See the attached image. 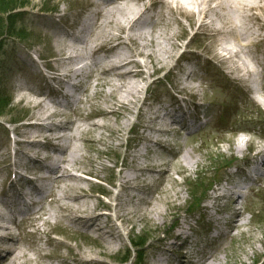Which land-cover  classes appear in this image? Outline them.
Masks as SVG:
<instances>
[{"label":"rangeland","instance_id":"374dc122","mask_svg":"<svg viewBox=\"0 0 264 264\" xmlns=\"http://www.w3.org/2000/svg\"><path fill=\"white\" fill-rule=\"evenodd\" d=\"M124 1L131 7L130 13L104 15L105 8L102 11L99 6H91L90 0H0V92L5 95L1 98L6 99V104L0 108V120L5 123H0L2 169L10 167V154H14L19 147L35 158L26 144L11 146L9 138L13 132L20 134L25 130V122L37 120V112L43 109L42 103L51 106L55 102V97L50 95V87L51 84H58V81L55 83L53 79L47 78L45 74L48 73L39 62H33V56L55 59L67 51L69 43L76 44L75 35L71 34L73 32L88 38L86 43H78L83 46L87 56L92 55L90 50L95 49L97 43L103 42L101 54L93 58L97 65L96 79L88 87L85 85L84 100L80 102L78 110L62 111V107L54 106L62 112L59 124L75 122L77 130L72 133L88 128L89 123L93 126L87 134L77 135L71 140L72 156L63 161L54 174L56 181L53 188L56 195L53 201L42 207L40 215L34 214L23 228L24 224L10 231L9 236L18 240V249L0 263L117 264L114 256L130 249L129 252L134 255H131L127 264H155L159 254L169 256L164 247L170 243L167 239L163 241L162 234H168L173 224L180 220L185 224L183 228L189 224L192 226L189 234L200 249L196 256L197 264L215 253L217 260H214V264H255L256 261L261 264L264 260V188L240 205L239 218V210L230 216L229 208L215 211L202 206L198 200L205 194L201 201L204 200L210 190H215L217 186L223 187L227 180L231 181L235 171L241 172L248 161L247 153L255 155L264 147V28L253 20L247 24L249 33L254 29L260 35L236 37L234 25L241 26V22L246 20L242 11L237 10L236 0L227 1V7L221 10L228 18L217 19L209 30H201L198 35H195L196 28H192V13L197 12L194 5L198 4L191 5V0L184 1V5H178L177 9L176 0H163L166 2L164 4L160 3L162 0H120L122 3ZM9 2L10 5L6 6ZM150 2L159 3L156 11L150 15V20L156 22L149 25L139 23L131 29V32L144 31L147 34V37L137 42L126 34L121 23L126 24L133 11ZM85 11L95 12L97 21L88 29L80 30L78 24ZM2 12L8 14L3 15ZM115 21L119 23L114 24ZM241 30L242 27L237 31ZM88 32L91 34L88 35ZM212 33H218L219 36L209 37ZM112 37L121 38L122 41L114 47L113 57L130 56L133 54L131 50L138 49L140 45L137 51L143 55L139 57L133 52L134 58L147 69L143 78L111 80L114 71H107L109 65L103 63V55L110 50L106 40ZM58 38L66 43L56 42ZM184 51H196L202 55L186 53L184 57L188 62L182 68L181 61L184 59L180 55ZM148 55L154 59V67H150L152 59ZM85 59H78L76 64ZM157 76L162 77L163 81L151 87ZM128 81L131 82L125 86ZM178 92L191 100L203 99L213 104L218 109V116L204 130L190 135L185 133L183 137L179 134V124L171 127L174 137L170 133L169 138L161 137V143L166 144L158 145V149L152 153L164 157L166 164L163 167L152 154L138 158L139 162L149 163L154 170L170 168V177L156 172L149 179L150 175L143 172L144 175L138 176L137 182H134L140 191L123 187L118 194L121 188L120 175L123 178L121 173L127 172L130 160L134 159L131 156L133 148L141 143V128L147 131L146 134L150 132L148 115L153 109L169 108ZM246 105L250 107L246 108ZM102 108L108 113L100 118L97 111ZM86 117L89 118L87 123L83 121ZM50 127L56 129L59 126ZM204 132L208 136H203ZM65 133L70 135L71 130ZM47 135L54 136V133L50 131ZM88 136L90 143L85 142ZM61 145L63 142L58 144L56 153L50 149L40 150L60 157ZM235 146L243 150L237 151ZM189 153L197 161L190 167L195 170L191 173L183 165ZM22 162H26L24 158ZM133 173L138 172L135 170ZM69 175L73 178L71 182L68 181ZM6 180L7 176H0L2 199L7 193ZM43 182L47 184L45 180L39 184ZM69 183L83 189L70 192L66 187ZM84 194V197L79 196ZM115 200H118L119 205L111 207V202ZM65 203H70L73 211L78 208L83 210L78 213L86 219L65 217L66 213L69 214L65 210ZM120 206L128 211L123 222L118 218L117 209ZM2 207L5 204L0 199L1 214ZM219 216L221 220H218ZM58 217L65 218L61 221L57 220ZM210 218L217 221L212 224L215 228L223 227L219 224L227 225V230L232 228V236L219 240L209 237L212 226L208 228L205 224ZM235 218L239 219V226L233 228ZM0 221L5 222L1 215ZM99 225L103 231L98 233L95 230ZM79 230H86L93 236ZM115 236L114 246L113 242L107 244L103 240L105 237L111 241ZM145 238H149V243L144 247L139 250L131 248V239ZM6 245L0 243L1 251ZM89 250L90 253H87ZM13 254L19 256L14 259ZM82 259H85V263Z\"/></svg>","mask_w":264,"mask_h":264},{"label":"bare ground","instance_id":"6f19581e","mask_svg":"<svg viewBox=\"0 0 264 264\" xmlns=\"http://www.w3.org/2000/svg\"><path fill=\"white\" fill-rule=\"evenodd\" d=\"M184 1L186 0H176L175 3L177 4L176 9L178 7V5L183 4L184 5ZM229 0H191L190 4L194 5V4H198V5H194V9L197 12H193L192 13V17H193V21H192V28H196V34L199 33L201 30H209L211 24L215 23L217 21V19H222V18H228L226 15H224L221 10L222 8L227 7L226 6V2ZM239 1V2H238ZM249 2H244L242 3V1L240 0H236V5H237V10L238 11H242L243 15L246 16V20L242 21L241 23L244 25H234V28L236 30V37H243V36H249V35H257L259 36L260 33H257V31H255L254 29H252V33H249V27L247 26V24H249L250 22H252L253 20L257 21L260 25L261 28H264V0H248ZM161 4L166 3L165 1H161ZM159 3L153 2V3H149V4H145L143 6V10L140 11V8L137 9L135 12L133 11L131 16H128L127 18V23H121V27L125 30L126 34L135 41H139L144 39L143 37H147V34L144 31H139V32H131V29H133L135 26H138L139 23L142 22L143 25H149L150 21V15L153 13L151 12H155L156 10V5ZM99 7H101L102 11L105 8V14L104 15H110V14H114L116 12H120V13H130L131 12V7H129L128 3H125V1L122 2H118L117 0H107L105 1L103 4L99 5ZM213 12V14H211ZM139 14L140 16H138L136 18V15ZM163 15V14H162ZM152 24L156 21L152 20ZM234 22V21H233ZM232 22V23H233ZM112 23V22H111ZM114 24L119 23L117 21L113 22ZM252 27L254 26V23H252ZM120 27V25H119ZM240 27L243 28V30L241 31H237ZM88 29V28H87ZM106 30V29H105ZM73 35H75V42L76 44H72V43H67L68 44V48L67 51H70L71 55H66L65 51L63 54L57 56L54 60L56 61V66H54V68L52 69V73H51V77H53L56 81H61L62 79L59 78V72L58 71H62L63 73L69 74L70 72L74 71V65L77 62L78 59L83 60L84 58L86 59H92L94 61V57L97 54H101L102 52V43H97V45L95 46V49H93V45H92V49L90 50L92 53V55L87 56V53L85 52V50L83 49V46H80L78 43H86V40H88V38L81 36L78 32L72 33ZM91 32H88V35H90ZM108 38L106 40V46L108 49L106 53H104L103 55V63L109 65V68L107 69V71H114L113 73V78L111 79L113 82L115 79H119V80H131L133 78H137L138 76L143 78V74H145V70H147L146 68H144V64L143 63H139L135 58H134V52H136V54L140 57L143 54L142 53H138V49H133L132 51V55L127 56V55H117L115 57H113V49L115 46L119 45L122 43L121 38ZM57 41H61V42H65L64 40H60L59 38L56 39ZM105 42V41H104ZM113 42V43H112ZM66 43V42H65ZM84 53V54H83ZM86 53V54H85ZM87 56V57H86ZM149 59H152L151 55H148ZM153 60L150 62V67L153 66ZM31 61V60H30ZM25 61V63H28L29 65H31L32 63H30ZM97 65H94V67H96ZM133 66L136 68L134 70ZM158 68H161V66H157ZM104 71L105 72V67ZM129 68H133V69H129ZM150 69V68H149ZM46 71L50 74V70L49 68H46ZM155 72V71H153ZM64 75L65 79L67 78V75ZM54 75V76H53ZM151 75V74H150ZM160 81H162L161 78L156 79L152 84H150V86L152 87L153 84H157ZM131 81H128V83L125 82V86H127ZM124 86V87H125ZM149 86V87H150ZM61 91L59 89V87L57 88V86L55 84H51L50 87V95L51 97H55V99H59L60 95H61ZM135 95V94H134ZM176 96V95H175ZM123 102V101H120ZM42 103V102H41ZM124 104V103H123ZM189 104V101L186 98H180L178 96H176V98L174 97V101H173V105L175 110H179L182 114H184L185 110L187 109ZM42 110L40 112H37V120L33 121V122H29V123H25V127H29L31 128L30 130H23L19 137H21V142L23 144H26L28 146L29 151H32V153H34V157L32 158L31 156H29L26 151H24V149L22 147H19L18 150L15 151V154H10V159H11V165L9 168H0V176H7V180L5 182V187L8 190L9 188H11L12 186H20L26 183H36L37 181H41L43 180V175L41 174V171L38 170V166L39 167H47V168H51L52 167V161L59 166L63 161H66L67 159H69L72 156V148L70 146V142L72 139L77 138V135H81L83 133L87 134L89 132V130L91 129V127L93 126L92 123H89L88 128L83 129V130H78L77 133H72L75 129L77 130V127L75 125V122H71V121H66L63 124H57L59 127H57L56 129H54L53 127H50L49 124H54V122L56 121V115L54 112H49V109H53L52 106H44V104L42 103ZM166 109H168L166 111ZM103 110V111H101ZM101 110L97 111V115L102 118L104 116V114H107L108 111L104 110V108H102ZM160 110V111H159ZM175 110L173 108H168L165 107V110H163L161 107L156 110L153 109V111L148 115L147 117V122L149 124V128L150 131L148 134H146L147 131H143L141 128V131L143 133V137L141 139V144L142 146L147 149V151H149L150 154H152V151H155V149L158 147V145L162 146L165 145L166 143H161V137L163 136V131L167 132L170 130L171 127L176 125V122H171L170 125L166 128H161L158 127L162 126L163 127V120L164 118L167 116H172L177 118L178 115L174 114ZM48 111V112H47ZM112 113H115V111H113ZM89 120L88 117L83 118V121L87 123V121ZM96 125V124H94ZM143 127H148L145 124H142ZM58 130V131H56ZM69 130H71L70 135L66 134L65 131L69 132ZM52 131L54 133V136H49L47 135L48 132ZM80 133V134H78ZM89 136L88 138L86 137L85 139L87 141V143H90L89 140ZM60 142H63V145H61V150H60V154L62 152V155L60 157L58 156H50L53 160L48 161V160H42L40 159V155L42 153V151L40 149L44 148V149H50L52 150L54 153H56V150H59L57 148L58 144L60 145ZM20 145V144H19ZM21 146V145H20ZM259 146H257L256 148H258ZM255 148V149H256ZM151 149V150H150ZM158 149V148H157ZM156 149V150H157ZM254 149V148H253ZM235 150L237 151H242L243 149L241 147L236 148L235 146ZM190 156L185 158L186 160V164H183L184 167L186 168L187 172L190 171H195L193 169H191L190 167H193L197 161L194 159V157L191 155V153H189ZM153 156H155L159 162V164L161 165H165L166 163L164 162V157H158L154 154H152ZM143 156H147V154H143ZM253 156V161L258 160L259 158H261L262 156H264V147L263 149L259 150L258 152H256L255 155H250L249 153H247L246 157H248L247 159L249 160V162H252V157ZM24 158V160L26 162H22V159ZM27 158V160H26ZM139 159L141 157H138ZM138 158L135 157L134 159L130 160L131 161V165L129 166L128 170L126 173H121L123 178L120 175V179H121V187L124 185V189L126 190H131L134 189V186H129L126 185L127 183L132 184L133 181H136L138 179V176H143L144 173H148L149 179L152 178V175L155 174V172H159L157 169L154 170L153 168L150 167L149 163H142L138 161ZM39 160H42L44 162L47 163V166L42 165L41 163H38ZM41 164V165H39ZM35 170L37 172H35ZM141 171L138 173H133V171ZM170 168H165L162 169L161 173L164 174V176L166 177H170ZM129 171V172H128ZM32 173V174H30ZM191 173V172H190ZM24 174H29L31 176H33L32 178H27L26 176H24ZM73 178H71V175L68 176V181H72ZM66 187H68V191L73 192L76 190H82L83 188L76 186V185H72L71 183L66 184ZM120 193V192H119ZM226 194L228 195V192L226 191ZM235 193H232V196H234ZM84 195H79V196H85ZM118 196V195H117ZM82 197V198H83ZM61 198H59L60 200ZM80 200V199H79ZM218 201V199H217ZM236 203V202H235ZM231 206L235 207V204L230 203ZM73 206L70 203H65V210L66 212H69V214H65V217L68 216H73L74 218L78 217V220H84L86 219L85 216H80L79 215V211H83L80 208H78L76 211H73ZM232 210V208L230 209ZM119 211L118 214V218L123 222L125 215L128 213L127 210H125L122 206H120L119 209H117V212ZM240 211V210H239ZM241 212V211H240ZM240 212L238 213L237 217H240ZM64 217V218H65ZM63 217H58L57 220H64ZM239 226V219L235 218L233 220V228H236ZM8 230V231H7ZM9 231H10V227L5 226L4 224H0V243H7L8 244V249L5 253L4 256V261H6L10 255V253L13 250H16L17 248V242H13L10 243L11 241H13V238L9 237ZM103 231V227H100V225L98 227H96L95 232H102ZM184 234V232H182ZM243 233V231H242ZM241 233V234H242ZM114 234V233H112ZM111 234V235H112ZM117 235V234H114ZM93 236V234L91 235ZM95 239V238H93ZM116 239V236L113 237L111 239V241H108V238L106 239L105 237H103V240L108 244H111L113 242V246H114V241ZM10 244V245H9ZM174 246H170L166 252L169 253V250L172 249ZM18 249V248H17ZM87 253H90V250L87 251ZM14 255V259H16L19 255L18 254H13ZM179 256V254H178ZM181 258L176 256V260L178 261V264H186V262H184L186 259H182V262H180ZM214 260H217L216 258V253L214 255L209 256L206 260H204V262L202 264H214ZM85 259H82V262H84Z\"/></svg>","mask_w":264,"mask_h":264},{"label":"trees","instance_id":"16d2710c","mask_svg":"<svg viewBox=\"0 0 264 264\" xmlns=\"http://www.w3.org/2000/svg\"><path fill=\"white\" fill-rule=\"evenodd\" d=\"M6 6H9L10 5V2L9 3H7V4H5ZM14 9V8H13ZM8 10H10V9H8ZM6 11V10H5ZM12 11V10H11ZM9 12V11H8ZM2 13H4V12H2ZM4 14H6V13H4ZM8 99V98H7ZM6 99H2V98H0V108L3 106V105H5L6 103ZM0 112H2V111H0Z\"/></svg>","mask_w":264,"mask_h":264}]
</instances>
